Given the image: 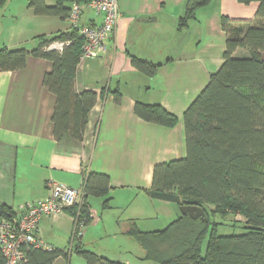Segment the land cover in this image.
Segmentation results:
<instances>
[{"label":"crops","instance_id":"crops-1","mask_svg":"<svg viewBox=\"0 0 264 264\" xmlns=\"http://www.w3.org/2000/svg\"><path fill=\"white\" fill-rule=\"evenodd\" d=\"M44 1L48 6L56 3ZM185 2L118 0L121 17L105 41V54L80 60L76 68L77 91L96 94L82 140L68 134L55 137L53 115L57 97L44 85L46 74L53 70L51 61L30 55L24 69L0 71V205L18 213L22 205L49 197L52 183L84 189L86 174L99 173L110 178L111 207L103 210V198H90L91 224L103 223L108 210L123 208V200L133 201L132 205L137 204L141 212L154 211L158 205L154 201H160L149 195L154 168L186 157L184 113L215 72L209 70H218L223 64V54L219 53V38H226L222 16L253 20L258 9L256 2L246 5L236 0H213L197 11L188 27L180 28ZM27 10L22 15L13 10L0 14V24L3 19L6 21L0 26V50L6 47L33 51L42 38L72 28L70 19L37 15L30 5ZM101 22L92 8L82 6L81 25ZM204 24L210 40L206 45ZM221 46L224 53L225 44ZM132 57L161 66L154 77H149L133 65ZM137 102L162 105L177 116L178 123L166 127L145 121L135 113ZM143 197H149V208L139 201ZM115 220L118 232L131 242V229L159 230L142 229L137 218L123 225ZM74 226L71 211L55 218L43 217L37 237L67 252L68 257L59 258H83L76 252V246L81 244L86 250L116 261L107 250L86 247L83 239L72 238L67 247L64 238L74 235ZM93 239L94 236L90 238Z\"/></svg>","mask_w":264,"mask_h":264},{"label":"trees","instance_id":"trees-1","mask_svg":"<svg viewBox=\"0 0 264 264\" xmlns=\"http://www.w3.org/2000/svg\"><path fill=\"white\" fill-rule=\"evenodd\" d=\"M212 1L186 0L180 28L188 27L197 11ZM236 1L258 3L255 18L234 20L222 16L221 27L226 36L224 61L184 113L186 157L156 165L149 191L154 200L179 208H203L207 221L180 212L164 229H131L129 235L144 250V260L157 264H264V0ZM88 2L56 0L55 5L48 6L44 0H31L29 5L37 15L70 19L74 3ZM6 3L7 0H0V10ZM57 42L69 44L62 50L51 48ZM84 42L79 31L71 28L42 38L33 51L6 47L0 50V71L24 69L30 55L53 63L44 85L57 97L53 115L56 139L68 134L82 140L88 112L96 102L94 92L80 94L76 88V68ZM132 63L149 77H154L161 66L137 57H132ZM135 113L147 122L166 127L178 123L177 116L159 104L137 102ZM109 189L108 175L86 174L79 223L90 224L92 197L103 198L102 209H110ZM206 205H213L214 209L208 211ZM20 212L0 205V218H17ZM229 214L244 217L245 232L219 235V224L212 218L224 219ZM73 238L82 240L78 229ZM76 252L88 264H127L97 255L81 244L76 246ZM61 256L68 254L54 247L32 248L25 264H53ZM0 264H6L1 248Z\"/></svg>","mask_w":264,"mask_h":264},{"label":"built area","instance_id":"built-area-1","mask_svg":"<svg viewBox=\"0 0 264 264\" xmlns=\"http://www.w3.org/2000/svg\"><path fill=\"white\" fill-rule=\"evenodd\" d=\"M82 6L74 3L70 12L72 28L77 29L85 42L80 60L103 56L106 52L105 41L113 34L121 14L118 0H89L85 5L92 8L100 17L99 25H81ZM69 42H57L51 47L62 50ZM49 197L28 202L20 207L17 218H0V248L6 264H25L30 249L51 250L52 246L37 237L38 227L43 217L55 218L71 211L75 229L82 236L84 223H79L84 189H74L57 183L50 184Z\"/></svg>","mask_w":264,"mask_h":264},{"label":"rangeland","instance_id":"rangeland-1","mask_svg":"<svg viewBox=\"0 0 264 264\" xmlns=\"http://www.w3.org/2000/svg\"><path fill=\"white\" fill-rule=\"evenodd\" d=\"M29 0H7L6 5L4 8L0 10V14L2 13H8L9 10L12 12V10L15 13H18L19 15H22L27 9ZM211 5V4H210ZM28 11V10H27ZM3 19L1 22L3 24H0V26L5 25ZM206 25L204 24V45L209 44L210 40H207L206 34ZM226 38H219V41L221 44H225ZM217 44V40H216ZM220 44V52H221L222 46ZM218 45V44H217ZM54 48V47H52ZM55 49V48H54ZM243 50H239L240 53ZM214 69V68H213ZM210 69L209 71H217ZM150 200L149 197H143L139 201H143V205L147 207V201ZM156 202V207L154 208V211L151 212V210H146L145 212H141L137 209V204L132 205L133 201L128 202V200H123L121 204H123V208H116L114 207L112 210H108V212L105 213L103 223L100 225L98 224H88L87 226L83 227L82 229V239L83 241H86L84 243L87 247H92L94 249H98V251H104L107 250V254L111 259H114L116 261H121L127 264H157L152 261L144 260L143 259V251L141 246L138 243H135V240L131 237L132 242L130 239H127V237L123 236L118 232V223H116L115 218L120 221V223L123 225L131 218H137L140 220V227L142 229H149V227H156L155 229H164L173 222V219H176V216L178 217L181 210L178 207V205L168 202H162V201H154ZM149 208V207H147ZM206 208L209 210L214 209L213 205H206ZM72 214V213H71ZM144 216V217H143ZM73 217V215H72ZM215 223H218V233L219 235H231V234H239L243 233L246 230L243 228L245 224V219L242 215H234L229 214L226 218L222 219L219 216H215L212 218ZM75 230V226H74ZM79 236V235H78ZM95 237V239L90 240L91 237ZM73 233L72 235H69L68 238H64L66 240V243H68L67 247H69V242L72 241ZM74 239V238H73ZM208 238L206 237L204 243H203V253L206 249ZM137 244V245H133ZM55 264H88L83 258L73 255L71 260L65 259V258H58L55 262Z\"/></svg>","mask_w":264,"mask_h":264},{"label":"water","instance_id":"water-1","mask_svg":"<svg viewBox=\"0 0 264 264\" xmlns=\"http://www.w3.org/2000/svg\"><path fill=\"white\" fill-rule=\"evenodd\" d=\"M183 215H188L193 219L201 218L203 221H207L206 213L203 208L199 206L185 205L180 208Z\"/></svg>","mask_w":264,"mask_h":264}]
</instances>
